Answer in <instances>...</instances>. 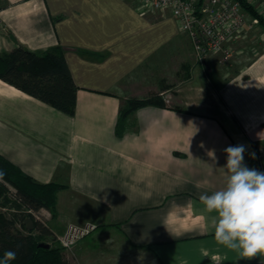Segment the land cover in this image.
<instances>
[{
	"label": "crops",
	"instance_id": "0c3cea01",
	"mask_svg": "<svg viewBox=\"0 0 264 264\" xmlns=\"http://www.w3.org/2000/svg\"><path fill=\"white\" fill-rule=\"evenodd\" d=\"M161 15L129 0H0V53L61 46L77 86L67 115L0 79V154L39 183L64 185L45 225L53 236L96 222L62 251L69 264H264V254L218 244L216 214L199 201L225 187L229 145H244V163L264 172V52L220 79L209 58L192 63L169 97L177 109L140 107L115 133L122 82L185 36Z\"/></svg>",
	"mask_w": 264,
	"mask_h": 264
},
{
	"label": "trees",
	"instance_id": "16d2710c",
	"mask_svg": "<svg viewBox=\"0 0 264 264\" xmlns=\"http://www.w3.org/2000/svg\"><path fill=\"white\" fill-rule=\"evenodd\" d=\"M239 1L242 8L249 15L257 17L264 26L263 17L252 5L244 0ZM0 79L67 115L74 114L77 86L61 46L38 53L18 44L12 50L0 53ZM147 105L165 106L160 98L154 96L128 99L121 104L115 127L118 137L125 132L128 115ZM63 187L54 182L35 181L0 154V207L16 212H37L44 208L54 216L56 193ZM12 221L0 211V259L6 251L12 250L16 258L9 264H69L59 244L47 243L48 248L38 246L44 236H50L51 240L56 238L43 223L35 220L28 234H13Z\"/></svg>",
	"mask_w": 264,
	"mask_h": 264
},
{
	"label": "rangeland",
	"instance_id": "374dc122",
	"mask_svg": "<svg viewBox=\"0 0 264 264\" xmlns=\"http://www.w3.org/2000/svg\"><path fill=\"white\" fill-rule=\"evenodd\" d=\"M129 1L136 5L134 0ZM144 13L152 19H158L162 16L161 13L158 12L144 11ZM258 13L264 19V11ZM245 15L247 24L249 25L246 29L247 37L234 45L232 55L225 60L222 59L221 55L209 56V60H211V63L215 66L213 78L220 79L225 73L227 74V77L233 75L239 66L248 63L256 54L264 52L263 24L261 25L259 19L249 15L247 11H245ZM253 19L257 20L254 24L250 22ZM194 62L196 63L197 61L194 56L191 42L186 38V35L175 40L159 53L149 58L122 82V84H124V87L122 88V94L124 95L122 103L128 99H144L154 96L160 98L165 106H174L175 103H173L169 97L175 86L189 76L190 67L193 66L192 63ZM126 129L127 126L125 131ZM12 188L13 187H11V189ZM1 200L2 199L0 198V201ZM0 211H3L9 219H13L14 222L12 221V228L14 230L11 229L13 234L19 232L22 234L29 233V230L24 226L25 224L22 223L25 217H30L33 221L37 220L46 225L47 219H49L51 215V213H49L50 211L47 209H40L37 212H16L0 207ZM86 222H93L96 224L94 221ZM71 223L72 222L67 223L63 231L67 225ZM15 230H17V232ZM41 242L51 243L53 245L58 244L57 239L55 238V240H51L50 236H44L41 239Z\"/></svg>",
	"mask_w": 264,
	"mask_h": 264
},
{
	"label": "clouds",
	"instance_id": "9594fccd",
	"mask_svg": "<svg viewBox=\"0 0 264 264\" xmlns=\"http://www.w3.org/2000/svg\"><path fill=\"white\" fill-rule=\"evenodd\" d=\"M203 147V145H201ZM244 145H229L224 149V167L230 173L223 189L199 196L208 213H215L214 237L218 244L238 251L251 259L264 254V172L244 163ZM214 156V150L208 151ZM255 159V153H251ZM16 253L8 250L0 264H9Z\"/></svg>",
	"mask_w": 264,
	"mask_h": 264
},
{
	"label": "built area",
	"instance_id": "2783aa9c",
	"mask_svg": "<svg viewBox=\"0 0 264 264\" xmlns=\"http://www.w3.org/2000/svg\"><path fill=\"white\" fill-rule=\"evenodd\" d=\"M142 13H170L178 29L190 40L197 62L204 63L211 55L228 59L237 41L246 36L245 10L239 0H134ZM257 11H264V0H244ZM257 20L250 21L252 24ZM97 227L93 222L68 224L56 236L59 246L69 251L79 240Z\"/></svg>",
	"mask_w": 264,
	"mask_h": 264
},
{
	"label": "water",
	"instance_id": "95a60500",
	"mask_svg": "<svg viewBox=\"0 0 264 264\" xmlns=\"http://www.w3.org/2000/svg\"><path fill=\"white\" fill-rule=\"evenodd\" d=\"M23 223L28 230L33 228V220L30 217H25ZM38 246L48 248L49 244L40 242Z\"/></svg>",
	"mask_w": 264,
	"mask_h": 264
}]
</instances>
